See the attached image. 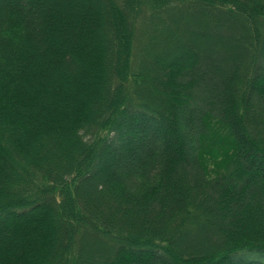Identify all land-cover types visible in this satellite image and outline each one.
<instances>
[{
	"label": "trees",
	"instance_id": "obj_1",
	"mask_svg": "<svg viewBox=\"0 0 264 264\" xmlns=\"http://www.w3.org/2000/svg\"><path fill=\"white\" fill-rule=\"evenodd\" d=\"M0 224V264H264V0H0Z\"/></svg>",
	"mask_w": 264,
	"mask_h": 264
},
{
	"label": "rangeland",
	"instance_id": "obj_2",
	"mask_svg": "<svg viewBox=\"0 0 264 264\" xmlns=\"http://www.w3.org/2000/svg\"><path fill=\"white\" fill-rule=\"evenodd\" d=\"M47 1H48L49 4H52V2L55 1V0H47ZM62 1H64V0H61V2H62ZM80 2H82V1H80ZM49 7H50V6H49ZM62 9H63V8H62ZM62 9H61V10H62ZM61 10H60V12H61ZM183 13L185 14V12H183ZM189 28L193 29V28H196V27H195L194 25H191V26H189ZM197 29H198V28H197ZM199 30H201V29H199ZM202 31H203L204 33H208L209 30H207V28H205V29L202 30ZM168 46L171 47V45H168ZM181 128H182V127H181ZM114 172L116 173L117 176H120V174H121V173H119V171H117V168H115ZM0 225H2V224H0Z\"/></svg>",
	"mask_w": 264,
	"mask_h": 264
}]
</instances>
